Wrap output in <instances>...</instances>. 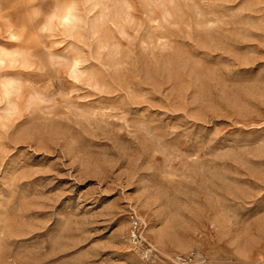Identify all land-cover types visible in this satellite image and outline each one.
Instances as JSON below:
<instances>
[{
	"label": "rangeland",
	"instance_id": "obj_1",
	"mask_svg": "<svg viewBox=\"0 0 264 264\" xmlns=\"http://www.w3.org/2000/svg\"><path fill=\"white\" fill-rule=\"evenodd\" d=\"M0 58V264H264V0H0Z\"/></svg>",
	"mask_w": 264,
	"mask_h": 264
},
{
	"label": "bare ground",
	"instance_id": "obj_2",
	"mask_svg": "<svg viewBox=\"0 0 264 264\" xmlns=\"http://www.w3.org/2000/svg\"><path fill=\"white\" fill-rule=\"evenodd\" d=\"M69 12H71V15L74 17L71 8H67V9H65V10L62 12V14H59V15H60L59 19H60L61 23H63V20H64L65 15H66L67 13H69ZM63 24H65V23H63ZM66 25H68V24H66ZM2 60H3V59L0 58V62H1ZM78 61H79V60H78ZM75 65H78V62H76ZM219 191H220V190H219ZM212 194H213V193H212ZM217 227H218V226H217ZM229 229H230V228H229Z\"/></svg>",
	"mask_w": 264,
	"mask_h": 264
},
{
	"label": "clouds",
	"instance_id": "obj_3",
	"mask_svg": "<svg viewBox=\"0 0 264 264\" xmlns=\"http://www.w3.org/2000/svg\"><path fill=\"white\" fill-rule=\"evenodd\" d=\"M74 17L71 15V12L67 13L64 17L63 23L65 24H70V23H74Z\"/></svg>",
	"mask_w": 264,
	"mask_h": 264
}]
</instances>
